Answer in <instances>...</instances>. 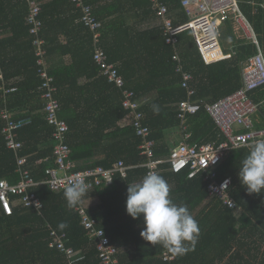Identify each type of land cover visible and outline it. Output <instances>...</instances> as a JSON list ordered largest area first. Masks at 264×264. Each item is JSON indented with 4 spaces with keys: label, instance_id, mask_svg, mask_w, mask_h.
<instances>
[{
    "label": "trees",
    "instance_id": "1",
    "mask_svg": "<svg viewBox=\"0 0 264 264\" xmlns=\"http://www.w3.org/2000/svg\"><path fill=\"white\" fill-rule=\"evenodd\" d=\"M37 1L42 21L40 36L45 40V60L57 90L59 116L68 124L66 141L70 160L94 159L73 170L109 168L118 160L131 166L125 178L116 175L112 185L95 187L85 194L99 200L88 212L120 248L118 264H264V192L248 193L237 176L249 148L230 150L216 168V182L231 179L229 195L235 202L232 208L222 199L209 195L202 175L188 178L187 172L174 173L169 164H161L160 174L170 186L171 198L176 203L186 204L198 221L200 235L195 250L174 256L170 261L163 260L161 254L167 248L152 245L140 236L142 218L133 219L126 213L125 200L127 184L139 182L146 174V168L141 165L146 161V156L140 154L141 137L129 120L120 124L128 111L122 106L120 91L107 82L92 59V36L78 20L80 10L71 0ZM161 1L175 17L174 23L187 19L181 0ZM84 2L90 4L101 22L100 47L108 61L116 65L125 86L134 92L135 100L141 102L143 124L149 127V137L155 142L154 156H168L167 132L179 126L177 106L185 98V91L175 71L173 48L165 43L160 26L153 24L156 16L151 2ZM238 2L264 49V8L260 6L263 0ZM28 10L25 0H0V111L6 107L30 116L31 123L16 131V138L22 143L18 154L29 156L28 169L39 181L45 178V169L54 165L52 143L49 145L52 127L44 120L33 37L25 21ZM126 16L132 17L133 22L128 23ZM70 22L67 31L64 26ZM55 25L60 26L59 33L62 30L75 34L64 46L59 43V36L50 35ZM178 41L184 69L193 77L190 85L196 91V100L214 101L238 89L241 63L256 52L249 40L233 32L230 22L220 27V44L224 51L231 52L228 59L205 64L189 30L180 33ZM63 57H67L66 62ZM81 79L84 82L80 83ZM12 88L13 91L4 94V89ZM250 95L257 104L255 127L262 128L264 86ZM153 104L159 106L158 113L153 112ZM186 123L192 143L222 140L203 109L188 115ZM3 126L0 118V179L12 183L18 178L16 156L5 145ZM38 159L41 163L35 166ZM33 191L43 203L40 214L22 206L15 207L9 216L0 210V264H68L62 253L49 247V226L65 233L67 244L80 251L83 256L80 264H101L94 241L88 238L74 207L67 205L63 191H51L45 184L36 186ZM60 222H66L68 227L61 230Z\"/></svg>",
    "mask_w": 264,
    "mask_h": 264
},
{
    "label": "built area",
    "instance_id": "2",
    "mask_svg": "<svg viewBox=\"0 0 264 264\" xmlns=\"http://www.w3.org/2000/svg\"><path fill=\"white\" fill-rule=\"evenodd\" d=\"M28 4V13L25 21L29 26V34L33 37L32 44L35 49L37 73L40 78L38 90L43 100L44 120L52 127V157L54 165L45 169V178L35 180L28 169L27 157L20 156L22 143L16 138V131L31 123L28 115H15L8 108L0 111V118L4 121L2 134L5 145L16 156L15 173L18 178L15 182L0 179V210L9 216L18 206L30 208L41 213L43 203L33 188L45 184L51 191H63L66 184L83 180L88 185V191L100 186L113 184L116 175L121 178L127 176L131 166L122 160L116 161L111 167L96 166L84 170H73L75 164L70 160V148L66 141L68 124L59 116L60 103L55 97L56 86L45 60L44 39L40 36L42 21L40 20V6L37 0H25ZM156 18L160 22L165 43L173 48L172 60L176 63L175 71L181 77V86L185 89L187 98L178 103V117L181 120V139L170 150L166 158L154 156L155 142L150 136V129L143 124V113L139 111V103L135 100L134 92L125 86V82L114 63L108 61L107 54L100 47L101 22L92 12L90 4L84 0H71L75 8L80 10V22L90 32L93 41L92 59L99 68L107 82L116 87L122 95V106L129 112V123L136 134L141 137L139 145L140 154L146 156L141 164L146 173L155 170L161 173L162 163L169 164L174 173L187 172L188 178L203 176L207 181L206 188L210 196L222 199L224 204L234 207L235 202L229 195L231 179L225 178L216 182V168L230 150L249 148L253 140L264 138V127L255 128L253 115L257 104L251 97V92L264 86V50L258 41L248 19L242 13L238 0H181V7L187 19L182 23H174L167 5L161 0H149ZM264 8V0L260 4ZM224 22H230L233 32L240 38L249 40L256 48L255 54L241 63V85L231 94L217 101L203 105L218 127L223 139L219 142L205 144H191L188 142L189 134L184 125L188 115L195 114L201 105L191 100L194 90L190 86L192 74L184 69L178 49V35L189 30L195 45L205 64H210L230 57L231 52L223 50L220 44V27ZM2 76L0 75V79ZM14 89H4V94ZM225 181L227 187L222 188ZM83 198L74 206L80 216V224L88 238L94 241L97 256L101 264H118L120 248L113 244L104 230L97 226L88 209L82 203ZM49 247L56 248L62 253L68 264H80V251L74 250L67 244L66 234L58 232L49 226ZM163 260L174 258L167 250L161 254Z\"/></svg>",
    "mask_w": 264,
    "mask_h": 264
},
{
    "label": "clouds",
    "instance_id": "3",
    "mask_svg": "<svg viewBox=\"0 0 264 264\" xmlns=\"http://www.w3.org/2000/svg\"><path fill=\"white\" fill-rule=\"evenodd\" d=\"M152 109L154 113L159 112L156 104L152 105ZM237 176L248 193L264 192V138L253 140ZM227 184L228 181H225L222 188H226ZM170 192L164 177L150 170L139 182L127 184L125 210L133 219L142 218L140 236L144 240L152 245H162L173 256H181L195 250L200 228L188 206L174 202ZM88 193V185L83 180L68 183L63 189L69 207L76 206ZM58 227L63 230L68 225L60 222Z\"/></svg>",
    "mask_w": 264,
    "mask_h": 264
},
{
    "label": "crops",
    "instance_id": "4",
    "mask_svg": "<svg viewBox=\"0 0 264 264\" xmlns=\"http://www.w3.org/2000/svg\"><path fill=\"white\" fill-rule=\"evenodd\" d=\"M152 7V6H151ZM174 19H175V17H174ZM79 20V19H78ZM125 20H127V22L128 23H132L133 22V18L132 17H128L127 18V16L125 17ZM79 22H80V20H79ZM153 24H156V25H159L160 26V22H159V20L157 19V18H155V20H153ZM60 26H57V25H55V27H53V28H51V32H50V35H51V33H54L56 36H59V38H61V39H59V43L61 42L62 43V45L64 46V45H66L65 44V42H66V40H69V39H71L72 38V36H75V34H68V32H64V31H62L61 30V33L63 32V34H61V33H59V31H58V28H59ZM66 29L65 30H67L68 31V29L71 27V22L68 24V26L67 25H65L64 26ZM160 28H161V26H160ZM45 41V40H44ZM68 45V44H67ZM64 58V61L66 62V60H67V57H63ZM47 62V61H46ZM47 65H48V62H47ZM79 82L80 83H82V82H84V79H81V80H79ZM181 82V81H180ZM180 86H181V84H180ZM191 86V85H190ZM181 88H182V86H181ZM191 88L194 90V92H193V94L191 95V100L193 101V102H196V103H199L200 105H201V108H200V110L201 109H203L208 115H209V117L211 118V116H210V114L203 108V105H205V104H210V103H212V102H214V101H217V100H219V99H216V100H214V101H205V100H196V99H194V96H195V94H196V91H195V89L191 86ZM184 89V88H183ZM184 91H185V89H184ZM224 97V96H223ZM187 98V94H186V91H185V98L183 99V100H185ZM222 98V97H221ZM137 102L139 103V111H141V109H140V105H141V102L140 101H138L137 100ZM125 111H127V110H125ZM142 112V111H141ZM143 113V112H142ZM14 114L15 115H21V113H16V112H14ZM22 114H24V113H22ZM144 114V113H143ZM192 115V114H191ZM143 117H144V115H143ZM177 117H178V114H177ZM187 118V117H186ZM186 118H185V121H184V125L186 126V133H188L189 134V138H188V142L189 143H191V144H197V145H200V144H198V143H192V142H190V136H191V134H190V131H189V129H188V126H187V123H186ZM178 119H179V126L175 129V130H173V131H168L167 133V136H166V141H168V143H169V148H170V150L176 145V143L177 142H179L180 141V139H181V134H180V127H181V120H180V118L178 117ZM212 119V118H211ZM252 119H253V124H254V126H255V116L253 115V117H252ZM128 120H129V112L126 114V117L125 118H123V120L120 122V124H122V125H124V124H126V123H128ZM212 121H213V119H212ZM214 122V121H213ZM214 124H215V122H214ZM215 126H216V124H215ZM217 127V126H216ZM256 128V127H255ZM217 129H218V127H217ZM218 132H219V137H221L222 139H223V136L221 135V133H220V131H219V129H218ZM210 142H217V141H210ZM51 141L49 142V145H51ZM207 143H209V142H207ZM203 144H205V143H203ZM15 155V154H14ZM27 158L29 157V156H26ZM167 157V156H166ZM166 157H163V158H166ZM157 158H161V157H157ZM94 161V159H86V160H79V161H76V162H74V164H75V167L78 165V166H84V165H86V164H89V163H91V162H93ZM28 163V162H27ZM41 163V159H38V160H36L35 161V163H34V165L35 166H37L38 164H40ZM83 200H82V203H83V205L88 209L89 207H91V206H94L95 204H97L98 202H99V200H98V198L96 197V196H93V195H84L83 197Z\"/></svg>",
    "mask_w": 264,
    "mask_h": 264
},
{
    "label": "rangeland",
    "instance_id": "5",
    "mask_svg": "<svg viewBox=\"0 0 264 264\" xmlns=\"http://www.w3.org/2000/svg\"><path fill=\"white\" fill-rule=\"evenodd\" d=\"M264 50V49H263Z\"/></svg>",
    "mask_w": 264,
    "mask_h": 264
}]
</instances>
